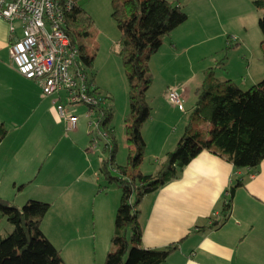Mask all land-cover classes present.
Instances as JSON below:
<instances>
[{"label": "crops", "instance_id": "obj_1", "mask_svg": "<svg viewBox=\"0 0 264 264\" xmlns=\"http://www.w3.org/2000/svg\"><path fill=\"white\" fill-rule=\"evenodd\" d=\"M214 1L195 2V13L189 11V5L185 6L186 21L163 37L161 46L148 60V68L152 66L160 74L161 87L151 99L146 92L150 115L141 125L145 144L139 164L142 174H154L165 154L174 148L192 111L203 71L213 67L223 55H214L218 46L211 43L213 35L208 32L212 22L208 2ZM188 13L196 17L194 26ZM13 26L11 33L8 22L0 17V124L7 130L0 142V199L16 207L28 199L49 203L41 227L44 229V222L50 217L58 226L52 230L56 236L42 232L59 250L64 264H103L111 249L119 190L116 188L117 195L106 205L107 200L97 199L105 187L96 189L84 172L78 180L84 184L77 189L60 185L57 177L62 174L55 168L52 172L46 160L36 171L41 153L34 131L36 127L50 129V119L64 126L56 111L60 94L43 96L36 80L26 79L14 69L8 45L20 35V27L17 23ZM195 45L197 49L190 57ZM87 50L85 46V54ZM216 72H221L216 73L218 78H228L240 88L254 83L241 76L239 84L226 61L217 66ZM169 87L180 91L183 111L167 101L165 93ZM208 127L206 123L205 128ZM73 138V146L85 147L81 134L75 133ZM132 148L126 143V156ZM121 163L119 160L117 164H125ZM237 179L241 185L234 189L226 220L218 227H208L218 218L227 189ZM90 197L94 199L92 205ZM138 211L144 248L160 250L177 245L163 264H264V160L255 168L235 169L225 158L204 149L182 168L178 178L144 195ZM73 225L75 236L70 234Z\"/></svg>", "mask_w": 264, "mask_h": 264}, {"label": "trees", "instance_id": "obj_2", "mask_svg": "<svg viewBox=\"0 0 264 264\" xmlns=\"http://www.w3.org/2000/svg\"><path fill=\"white\" fill-rule=\"evenodd\" d=\"M84 2L74 0L64 11V30L80 59L90 65L92 60L85 54V42L91 34V18L84 10ZM255 5L261 9L258 26L264 43V0H256ZM111 18L120 31L116 50L128 82L125 134L128 145L133 148L127 151V163L118 165L115 161L117 140L109 125L110 105H99L98 129L106 134L108 142V148L103 147L105 156L99 172L108 185L114 184L120 190L111 249L103 264H163L177 245L160 250L142 246L138 218L142 197L178 178L182 168L204 149L225 158L235 169L257 167L264 160V78L242 90L232 80L216 76L217 66L225 61L226 50L233 45L228 36L225 53L213 67L203 71L202 83L181 137L165 154L154 174H142L139 164L145 144L141 125L150 115L146 92L152 82L148 60L161 46L163 37L185 22L187 15L177 0H115ZM262 48L264 56V45ZM6 132L0 124V142ZM239 185L241 181L237 179L229 186L218 218L208 227H218L226 220L234 189ZM49 208V203L35 199L26 200L20 207L0 199V220L4 218L12 226L6 237L0 236V264H64L59 250L41 230Z\"/></svg>", "mask_w": 264, "mask_h": 264}, {"label": "rangeland", "instance_id": "obj_3", "mask_svg": "<svg viewBox=\"0 0 264 264\" xmlns=\"http://www.w3.org/2000/svg\"><path fill=\"white\" fill-rule=\"evenodd\" d=\"M84 1V10L91 18V26L89 28L91 34L85 42V46L88 47L86 55L92 57V62L90 65H86L78 54L76 66H80L87 73L88 77L92 79L95 87H98L100 91L98 92L107 97L106 100L109 102L112 112L109 125L112 127L117 140L115 161L119 163L120 160L121 164H126L127 142L124 117L129 110L128 82L121 57L116 50L118 48V40L120 39V31L111 18L115 0ZM200 1L203 0H179V3L183 11L184 7L189 5V11L195 13L197 12L193 8L196 4L195 2ZM255 1L215 0L212 3L208 2V6L212 10V22L208 32H211L210 34L213 35L211 43L216 44L215 47L218 46V52L214 53V55L223 54V51L225 53L223 47L227 42V37L230 36L233 45L226 50V63H229L232 74L238 77L239 84L241 76H244L245 79L251 78L254 82L249 85L243 84L241 86L242 90H247L252 84L264 78V56L262 53V45L264 43L258 26L261 9L256 7ZM221 10L223 11L220 12ZM192 13H188L189 21L194 26V23L197 22L196 17ZM233 36L236 38V41H233V38H231ZM196 49L197 46L195 45L191 49L190 57L194 55L192 51ZM148 72L152 77L151 86L147 90L151 99L156 96L155 93L161 87V83L160 74L156 73L154 67L150 66ZM223 73L225 74L226 72L224 71ZM217 74L220 75L221 72ZM60 96L64 99V93L60 92ZM65 106L67 107L68 105ZM87 110L88 107L84 105L75 108L74 111L78 120L76 130L73 132L65 134L61 122L58 124L54 119L49 120L50 129L47 126L36 127L34 131V139L41 153L36 163V171L40 170L41 164L45 160L48 161L47 163H49L52 172L53 168H55L62 174L57 177L59 179L58 183L66 188H77L84 184L82 179L78 181L83 172L84 177L87 178L89 183L92 182L96 189H100L107 184L99 172L101 160L105 156V152H103L104 146L100 142L96 147H91L93 137L91 135V126L87 119ZM75 133L81 134L82 139L86 141L85 147L77 148L72 145ZM48 134L50 137H47ZM116 188L119 190L116 185L107 184L103 191H99L97 199L107 200L106 205H108L113 197L117 195ZM119 197L120 190L118 199L116 196L117 205ZM93 200L92 197L89 198L90 205H92ZM57 227L53 219L49 217L44 222V229L41 227V230L46 233L51 232V236H54L56 231L52 230H55ZM10 229L12 230V226L4 218L1 219L0 236L2 238L6 237L11 231ZM70 234L72 236L76 235L74 225L71 227Z\"/></svg>", "mask_w": 264, "mask_h": 264}, {"label": "built area", "instance_id": "obj_4", "mask_svg": "<svg viewBox=\"0 0 264 264\" xmlns=\"http://www.w3.org/2000/svg\"><path fill=\"white\" fill-rule=\"evenodd\" d=\"M73 1L0 0V17L8 22L10 32L14 31V23L20 27V35L9 41V58L19 74L40 84L43 96L64 93V99H57L56 111L64 123L65 134L76 129L78 117L74 110L84 105L88 107L91 147L102 142L108 148L106 134L98 129L96 110L105 104L104 97L87 73L76 66L78 50L64 30V11ZM231 38L236 41L234 36ZM165 96L172 106L184 110L177 88L169 87Z\"/></svg>", "mask_w": 264, "mask_h": 264}]
</instances>
